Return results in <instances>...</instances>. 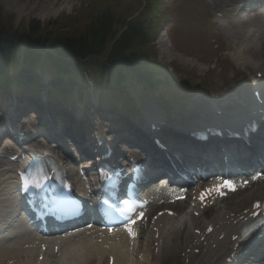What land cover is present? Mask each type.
<instances>
[{"label": "bare ground", "instance_id": "1", "mask_svg": "<svg viewBox=\"0 0 264 264\" xmlns=\"http://www.w3.org/2000/svg\"><path fill=\"white\" fill-rule=\"evenodd\" d=\"M67 0H5V4L11 5L10 8L13 10L19 11V12H27L32 11L36 14L40 20H45L50 14H53L54 9L57 8V12L62 11V7ZM222 1V2H221ZM216 0L215 4L216 6H220V4H224L222 7H227L226 3L229 2V0ZM255 20L250 18L248 21H245V26L238 30L233 38L230 41V50L229 54L230 57L236 61L237 63L241 64L246 70L255 69L257 74H264V25L259 24L255 25V32L251 37H245V32L251 27L254 26L253 22ZM247 22V23H246ZM249 24H252L250 27ZM244 31V32H243ZM66 63V61H57ZM231 102L228 101L227 105ZM203 105V104H201ZM17 125V123H15ZM115 139V138H114ZM254 197V196H253ZM256 201V200H255ZM246 209V208H245ZM240 215V210L237 211V213H226L224 212V209H220V212H218L215 215V220L222 217H228L230 219L231 217L234 219L237 216ZM186 218V216L184 217ZM8 222V221H7ZM222 222V220H221ZM228 227L224 224H220L216 227V230L213 231V237H216L217 235L221 234L223 231L227 230ZM7 232H10L7 230ZM9 240H13V235H10ZM8 240V241H9ZM217 244V241L214 239L212 242H209V245L211 244ZM12 243L4 242L2 248L0 249V264H4L6 261L10 260L12 258L13 254H21V251H14L11 248ZM142 252V255L140 254ZM206 254H208L206 248L204 250ZM140 256L143 258H146L150 256L148 254V251H139L138 252ZM78 256V255H77ZM141 257V258H142ZM47 259H50V257ZM213 259L209 260L205 264H213Z\"/></svg>", "mask_w": 264, "mask_h": 264}, {"label": "rangeland", "instance_id": "2", "mask_svg": "<svg viewBox=\"0 0 264 264\" xmlns=\"http://www.w3.org/2000/svg\"><path fill=\"white\" fill-rule=\"evenodd\" d=\"M4 1L5 0H0V17L3 19V21H5L4 22L5 25H3V26L7 27L8 30L13 29V31H17L18 29L15 28L14 26L20 27L21 25H24L26 22L31 21V23L35 24V25L38 22L41 25H43V24L44 25L46 24V26L50 25L48 32L52 34L53 38H55V36L56 37L57 36H63V34H66V33H67V36L69 38H73L76 35L75 33L78 32V30L82 31L83 28L86 27L87 23L90 22L89 18H88L89 16L84 18L80 14H75L76 10L78 9L77 7L79 5L80 0H67L66 3H64V4H67V6H63L61 12H57V8H55L53 14H50L45 20H40V18H38L36 16V14L32 11L19 12V11H17V9L13 10L10 8L11 5L5 4ZM47 1H49V0H47ZM84 1L88 2V0H84ZM98 2H100V0H91L89 4H83V6H89L92 9V6L95 8L98 5ZM184 7L185 6L182 5V9ZM186 17L189 18V15H186L184 12V9H183V19ZM75 21H77V22H75ZM3 26L1 25V20H0V27H2V29H3ZM42 29H44V28L43 27L41 28V26H40V33L41 34L43 33L44 35L47 36V31L45 32ZM73 29H75L77 31H75L74 34L70 35V32H72ZM17 32H19V31H17ZM58 32H60V33H58ZM40 33H38L36 36L39 37ZM77 35H80V34L77 33ZM188 35H189V33H188ZM173 40H174V37H173ZM220 50H223V49L222 48L218 49L215 52V56H213V55L207 56L204 60H202L201 65L205 64L206 67L208 68V64H210L211 66L213 65L214 60H215L214 58H216V59H219L222 57L227 58V55H226L227 52H223ZM222 68H225L223 71V74H225L226 77L229 78V80H226L224 85H222L221 81L218 80V78H219L218 72H216V71H214L213 73L209 72L213 76L215 84H218V86L215 88L214 93L216 95H218L219 97L228 93V91H226V86H230V81L233 78V73L235 71L238 73L241 72L240 65L235 63L234 61L232 63L229 62V67L224 65ZM177 69L181 73L180 77L184 78L185 75H183V74H185V73H183L179 68H177ZM204 69H205V67H204ZM206 69H205V71H206ZM178 70H177V72H178ZM193 70L196 71V74L198 76H202L205 73V71L201 72V70H197L194 68H191L190 71H188V73H191V71H193ZM263 82L264 81L260 82L261 86L263 85ZM215 105H216V103H215ZM215 105L213 106V108L215 107Z\"/></svg>", "mask_w": 264, "mask_h": 264}, {"label": "trees", "instance_id": "3", "mask_svg": "<svg viewBox=\"0 0 264 264\" xmlns=\"http://www.w3.org/2000/svg\"><path fill=\"white\" fill-rule=\"evenodd\" d=\"M0 20L1 25L3 26L4 23L1 17ZM89 21L90 22L87 23L86 27L79 32L80 35L76 34L73 38H64L63 36L57 37L58 41L55 42L54 49L59 58L70 60L73 57L88 58L89 56H99L103 52L106 53V46L115 35L114 27L116 23L109 15L98 16L96 19L94 18ZM30 24L32 23L30 22ZM0 30H2V27H0ZM38 32H40L39 26L37 24H32L28 27L27 34H18L16 37H32V35L36 36ZM74 33L75 32H70V35ZM132 36L134 35L130 31L121 35L113 44L105 61L121 64L122 62H126V59L122 58L133 56L136 58L137 62H139V58H142V55L138 54L139 52L135 49L139 46V43L134 49L130 48L128 51L129 44L130 47L133 46L132 42L134 39H132Z\"/></svg>", "mask_w": 264, "mask_h": 264}]
</instances>
